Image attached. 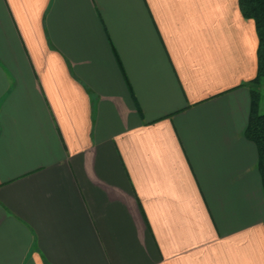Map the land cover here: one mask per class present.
Listing matches in <instances>:
<instances>
[{
	"label": "crops",
	"instance_id": "crops-1",
	"mask_svg": "<svg viewBox=\"0 0 264 264\" xmlns=\"http://www.w3.org/2000/svg\"><path fill=\"white\" fill-rule=\"evenodd\" d=\"M257 45L238 0H0V264H264Z\"/></svg>",
	"mask_w": 264,
	"mask_h": 264
},
{
	"label": "trees",
	"instance_id": "trees-1",
	"mask_svg": "<svg viewBox=\"0 0 264 264\" xmlns=\"http://www.w3.org/2000/svg\"><path fill=\"white\" fill-rule=\"evenodd\" d=\"M238 5L243 17L254 21L258 38L257 71L249 82L250 111L244 134L257 148V169L264 193V112L260 110V89L264 82V0H238Z\"/></svg>",
	"mask_w": 264,
	"mask_h": 264
},
{
	"label": "rangeland",
	"instance_id": "rangeland-1",
	"mask_svg": "<svg viewBox=\"0 0 264 264\" xmlns=\"http://www.w3.org/2000/svg\"><path fill=\"white\" fill-rule=\"evenodd\" d=\"M260 90H261V111L264 112V82Z\"/></svg>",
	"mask_w": 264,
	"mask_h": 264
}]
</instances>
